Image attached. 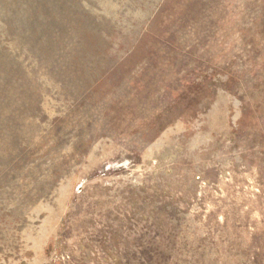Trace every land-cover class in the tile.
I'll return each mask as SVG.
<instances>
[{
  "label": "rangeland",
  "instance_id": "obj_1",
  "mask_svg": "<svg viewBox=\"0 0 264 264\" xmlns=\"http://www.w3.org/2000/svg\"><path fill=\"white\" fill-rule=\"evenodd\" d=\"M0 264H264V0H0Z\"/></svg>",
  "mask_w": 264,
  "mask_h": 264
}]
</instances>
